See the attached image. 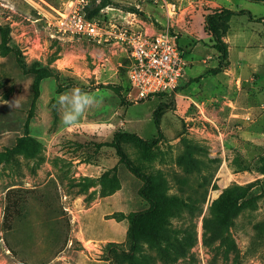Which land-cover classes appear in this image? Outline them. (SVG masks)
<instances>
[{"label": "rangeland", "instance_id": "rangeland-1", "mask_svg": "<svg viewBox=\"0 0 264 264\" xmlns=\"http://www.w3.org/2000/svg\"><path fill=\"white\" fill-rule=\"evenodd\" d=\"M87 1L0 0V264H264V26L255 19L264 1L111 0L102 22L168 31L188 61L175 93L135 102L120 68L123 46L55 31L59 12ZM219 7L244 11L221 37L229 61L240 52L244 60L214 70L219 52L204 15ZM73 87L98 103L69 128L56 102ZM160 103L155 145L120 142L150 176L159 206L158 230L140 224L128 259L130 216L149 202L144 179L111 142L121 131L154 138ZM248 183L229 226L235 248L225 255L223 242L204 243L203 220L227 187Z\"/></svg>", "mask_w": 264, "mask_h": 264}, {"label": "built area", "instance_id": "built-area-1", "mask_svg": "<svg viewBox=\"0 0 264 264\" xmlns=\"http://www.w3.org/2000/svg\"><path fill=\"white\" fill-rule=\"evenodd\" d=\"M86 3L67 12H59L53 23L55 31L70 37L112 41L123 46L127 57V98L130 101L175 93L181 88L188 78L185 73L188 61L184 58L185 51L168 31L133 23L121 26L107 24L99 16L87 17L84 12ZM166 8L169 15L174 10L170 2Z\"/></svg>", "mask_w": 264, "mask_h": 264}, {"label": "trees", "instance_id": "trees-1", "mask_svg": "<svg viewBox=\"0 0 264 264\" xmlns=\"http://www.w3.org/2000/svg\"><path fill=\"white\" fill-rule=\"evenodd\" d=\"M252 1H264V0H252ZM111 0H88L84 5V12L87 17L98 16L100 9L109 5ZM243 10H235L227 7H219L209 10L204 15V32L207 36L211 37L214 41L213 46L219 52L218 65L214 70H218L221 66V63H225L227 60V47L225 42L221 37L226 32L227 23L229 19L236 14L243 13ZM250 14V13H249ZM250 18H253L249 15ZM258 21L263 22L264 26V17L255 18ZM1 33V43L4 48H7L6 37L3 35L2 27L0 26ZM23 68L24 62L20 61ZM126 64L127 57L125 56L121 63L120 68L123 69L126 75ZM37 78L34 82L35 92L37 93ZM182 87V86H181ZM129 88V86H128ZM128 90V89H127ZM166 93H161L164 95ZM162 109V104H158L153 110V122L156 127L157 135L151 140H146L134 133L130 132H116L113 136L111 145L115 148L120 161L123 162L127 168L134 173L136 176L144 179V185L140 191L141 195L149 202V207L145 210L134 212L130 216V228L129 235L131 239V251L126 253V258L132 259L134 255V250L136 249L137 240L139 237V227L140 224H143L145 220H149V224L143 227L144 233H148L149 230H158L156 227L158 225V215H159V206L158 198L155 195H151L149 189H151V178L145 172H142L136 165H134L124 150L121 147L120 142L122 140L132 141L138 145L151 147L155 145L161 137V129L159 125V115ZM251 183L246 185L233 184L227 187L223 193L218 197L215 202V207H217V213L213 217H206L203 220V240L206 245H212L215 241L223 242L226 245L225 255L229 250L234 249V241L229 234V226L232 223L233 217L239 212L243 207L246 196L248 195L249 188ZM264 227V221L262 222ZM208 232V233H207ZM158 239V237H156Z\"/></svg>", "mask_w": 264, "mask_h": 264}, {"label": "clouds", "instance_id": "clouds-1", "mask_svg": "<svg viewBox=\"0 0 264 264\" xmlns=\"http://www.w3.org/2000/svg\"><path fill=\"white\" fill-rule=\"evenodd\" d=\"M57 111L61 122L73 128L85 118L86 113L98 103L95 96L79 87H73L57 98Z\"/></svg>", "mask_w": 264, "mask_h": 264}, {"label": "crops", "instance_id": "crops-1", "mask_svg": "<svg viewBox=\"0 0 264 264\" xmlns=\"http://www.w3.org/2000/svg\"><path fill=\"white\" fill-rule=\"evenodd\" d=\"M240 58H238L239 60L241 59H243L244 60V52H240V56H239ZM239 60L236 62V63H233V62H230L229 61V59H228V56H227V60H226V66L228 67V68H231L233 65H237L238 64V62H239ZM241 74H244V72H243V70L241 69Z\"/></svg>", "mask_w": 264, "mask_h": 264}, {"label": "bare ground", "instance_id": "bare-ground-1", "mask_svg": "<svg viewBox=\"0 0 264 264\" xmlns=\"http://www.w3.org/2000/svg\"><path fill=\"white\" fill-rule=\"evenodd\" d=\"M225 171V170H224Z\"/></svg>", "mask_w": 264, "mask_h": 264}]
</instances>
